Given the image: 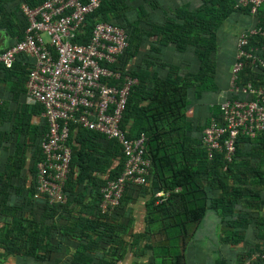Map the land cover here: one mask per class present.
Wrapping results in <instances>:
<instances>
[{"label": "crops", "instance_id": "crops-1", "mask_svg": "<svg viewBox=\"0 0 264 264\" xmlns=\"http://www.w3.org/2000/svg\"><path fill=\"white\" fill-rule=\"evenodd\" d=\"M40 1L29 0L32 4ZM208 1L118 0L111 20L115 25L134 29L133 43L138 49L135 51V63L148 77L197 75L201 62L196 48L185 45L182 51L179 50L170 39L172 35L167 26L176 21L177 12L185 10L190 15L197 14L208 6ZM24 4L30 6L25 0H0V52L19 42L20 35L23 37L20 26L23 23L21 6ZM244 9H237L216 32V49L211 56L215 66L212 75L214 87L209 91H200L196 87L189 92L188 136L193 140L201 142L203 130L218 114L220 103L230 96L231 68L236 60L238 35L261 23L258 17L243 12ZM230 39L232 47L228 48L225 59V51L220 43L223 40L228 47ZM25 67L20 63H16L12 69L0 65V175L4 177L0 181V194L4 190L2 184L10 181L5 177L16 171L11 165L15 162L17 147L30 156L37 148L41 149L47 132L39 105H32L28 101V70ZM147 85L150 86V81ZM73 134L75 140L77 131ZM78 140L91 146L81 137ZM98 152L105 154V149H98ZM104 158L102 156L100 163L92 160L91 166L84 169L81 165L72 168V181L76 186L71 207L52 206L42 197L35 198L31 192L32 178L25 171L20 172L22 178L19 184H16L15 178L12 179V186H7V194L2 198L6 210H0V264H112L110 257L115 253L122 256L116 264H140L138 260L141 257L135 255L132 244L134 236L144 233L146 229V202L149 196L135 194V198L128 200L124 208L126 216L123 212L118 216L97 217L98 188L94 183L110 177L113 169L112 165L107 164L110 159L102 162ZM84 163L87 166V159ZM231 185L239 196L231 218L237 227L231 233L234 236V231L243 232L245 242L257 244L264 240V134L258 139L244 140L238 144ZM127 193L134 196L131 191ZM17 206L23 210L22 219L33 220L44 230L53 228L51 232L49 230L47 252L50 258L47 260H36L14 251L20 250L19 240L17 244L13 239L16 234L10 231ZM123 221L132 229L133 237L121 230ZM243 224H247L246 228ZM122 240L127 241V245H123ZM245 242L236 246H241L239 248L243 250L247 246Z\"/></svg>", "mask_w": 264, "mask_h": 264}, {"label": "built area", "instance_id": "built-area-1", "mask_svg": "<svg viewBox=\"0 0 264 264\" xmlns=\"http://www.w3.org/2000/svg\"><path fill=\"white\" fill-rule=\"evenodd\" d=\"M102 1L46 0L37 7L22 5L28 26L22 40L0 52V65L12 69L23 62L28 70V101L43 108L47 132L41 146L42 160L37 164L35 198L42 197L52 206L68 203L73 127L99 133L122 146L124 170L101 189V215L111 217L127 187L151 184L153 163L147 156L146 135L129 138L128 130L122 128L131 91L139 85L138 78L120 68L129 47L127 31L100 21L88 42H75L88 16ZM263 6L264 0H239L236 4L237 9L250 8L255 17ZM255 37L264 39V27L257 25L238 35L230 96L220 103L219 115L203 130L201 144L210 161L223 154L227 163H233L241 138L255 140L264 133V86L241 79L248 65L264 69V44L252 46ZM169 196L165 191L155 194L157 203ZM257 245L241 264H264V241Z\"/></svg>", "mask_w": 264, "mask_h": 264}, {"label": "trees", "instance_id": "trees-1", "mask_svg": "<svg viewBox=\"0 0 264 264\" xmlns=\"http://www.w3.org/2000/svg\"><path fill=\"white\" fill-rule=\"evenodd\" d=\"M45 1L42 0L40 3L32 4L29 0H25L31 7H37ZM238 1L209 0L208 6L197 14L190 15L185 10L177 12L176 21L171 23L170 27L167 26L172 35L170 39L179 50L182 51L185 45H192L196 48V55L201 62V69L197 75L187 74L185 77L175 78L171 76L166 78L158 76L148 77V74L135 63V51L138 49L133 43L134 29L122 27L127 31L129 47L121 58L120 68L125 73L139 79V85L131 91L128 99L122 128L128 130L129 138H135L142 133L146 135L147 156L151 158L153 163V179L148 186L127 187L120 206L113 216L121 215L124 212L127 201L135 198V194L148 195L146 226L161 222V231L166 237L164 239L165 243L170 245L174 239L183 241L182 253L177 254L169 261L170 263L166 264H186V246L194 236L197 228L204 221L209 210L221 213L223 222L230 230L231 238L229 241L233 245L245 242V238L242 235L243 232L234 231V236L231 233L232 229L235 230L237 227L236 222H232L231 218L239 200L238 193L233 191L231 185L233 163H227L223 154H217L212 161L208 160L207 153L203 149L201 142L188 136L190 122L187 116L190 90L197 87L200 91H209L214 87L212 75L214 74L215 66L211 56L216 49V32L231 14L238 11L235 9ZM116 4H119L118 0H103L101 7L88 16L85 26L80 31L75 42H88L94 26L100 21L114 24L111 20V14L114 13ZM243 12L250 14L251 10L245 7ZM256 17L261 20L258 26L264 27V6L259 9ZM22 22L20 27H22V32H25L28 24L24 16ZM22 39L23 37L20 35V40ZM259 44H264V39L261 37H255L251 41L252 46ZM17 63L23 64L21 61ZM25 68L27 69V67ZM241 79L243 82L251 81L257 87L264 86V69H255L248 65L243 71ZM149 81L150 86L147 85ZM39 107L43 112L42 106L39 105ZM218 115L219 112L216 116ZM76 131L77 137L74 140L73 133ZM263 134L259 135L258 138ZM78 137L83 138L91 146H86L84 141L78 140ZM244 140L251 141L244 138H241L240 141ZM70 145L73 152L71 170L76 165H81L82 169L90 167L92 160L100 163L102 156L103 158L105 157L102 162L110 159L107 164L112 165L111 176L107 179H99L98 183H94L98 188L97 217L103 218L99 209L102 198L101 189L109 180L117 178L124 170L125 157L122 146L117 140H111L99 133L77 129L76 127L72 128ZM98 149H105V154L98 152ZM85 159H87V166L84 163ZM41 160L42 151L40 148H37L29 156L25 150L17 147L15 162L11 165L14 166L16 171L13 175L5 177L6 180L10 181L2 184L4 190L0 194V210H6V206L2 205V198L7 194V186H12L11 181L13 178H15L16 184L20 183L22 178V175H20L21 171H25L31 176L33 181L31 192L32 195L35 194L37 164ZM2 178L4 177L0 175V181H2ZM75 186L76 183L72 181V172H70L66 184L69 201L64 206H72ZM178 188L180 190L176 191ZM128 191L133 192L134 196H128ZM159 191L170 193L169 198L162 203H157L155 198V194ZM14 211L15 221L10 231L16 234L13 239L17 241V244L19 240L18 247L20 249L14 251L17 254L24 253L36 260L45 261L50 258L47 248L50 245L48 240L50 229L53 228L44 230L39 227L37 222L22 219L23 210L21 207L17 206ZM243 225L246 228L247 224ZM146 238L148 239V232L144 231V233L134 236V243L139 244L142 239ZM187 239L189 240L188 242ZM257 247V244L247 243L245 249L237 254L238 264H241L244 257ZM147 248L155 256L156 250L154 246L147 242L142 246L137 257L145 256V251H149ZM9 252L13 251L10 250ZM110 258H112V264H116L119 259H122V256H118L115 253L114 255L111 254ZM216 264L228 263L220 260L216 261Z\"/></svg>", "mask_w": 264, "mask_h": 264}, {"label": "rangeland", "instance_id": "rangeland-1", "mask_svg": "<svg viewBox=\"0 0 264 264\" xmlns=\"http://www.w3.org/2000/svg\"><path fill=\"white\" fill-rule=\"evenodd\" d=\"M229 22L230 21H228V23ZM220 47L225 51L224 55L226 59V57L228 56V48L232 47V40L230 39L228 41V47L225 41L222 40L220 43ZM202 106L201 110L204 111V107ZM222 218L223 216L220 212H215L213 210H209L207 212L204 221L197 228L194 236L190 239V242L188 244L186 243V264H216V261L220 260H224L228 264H238L237 254L244 249L242 250L241 248H239L241 246H234L229 241V239L231 238L230 232H228L229 229L223 222L224 220ZM132 222L133 221H131L130 224ZM161 229V222L146 226L145 231L148 232V239H142L139 244H132V249L134 250V252L136 251V256L142 246H144L147 242L151 243L156 250L157 255L155 254V256H153V252L147 248V250L149 251H145L146 255L138 260L140 264L170 263L169 261H171V259H173L177 254L182 253L183 241H181L180 239H174L170 245L165 243L164 239H166V237L165 234L162 233ZM121 230L126 233V235L131 234L130 237H133V233H131L132 229H130V226H126L124 224V221L122 223ZM188 241L189 240L187 239V242ZM112 242H115V240H113ZM121 243L123 245H127V241L125 240H122Z\"/></svg>", "mask_w": 264, "mask_h": 264}]
</instances>
